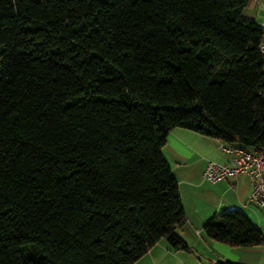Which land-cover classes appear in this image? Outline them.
I'll use <instances>...</instances> for the list:
<instances>
[{
    "label": "trees",
    "instance_id": "1",
    "mask_svg": "<svg viewBox=\"0 0 264 264\" xmlns=\"http://www.w3.org/2000/svg\"><path fill=\"white\" fill-rule=\"evenodd\" d=\"M249 1L0 0V264H133L160 239L186 248L161 152L171 129L264 149ZM203 232L264 243L236 209Z\"/></svg>",
    "mask_w": 264,
    "mask_h": 264
},
{
    "label": "crops",
    "instance_id": "2",
    "mask_svg": "<svg viewBox=\"0 0 264 264\" xmlns=\"http://www.w3.org/2000/svg\"><path fill=\"white\" fill-rule=\"evenodd\" d=\"M245 12L264 22V0H250ZM222 143L185 128H173L168 133L161 152L178 183L184 221L175 233L186 248L172 249L160 239L133 264H264V243L257 247L231 246L203 232V224L212 215L236 209L264 235V208L251 200V185L245 176L216 182L203 178L208 162L228 163L229 156L220 149Z\"/></svg>",
    "mask_w": 264,
    "mask_h": 264
},
{
    "label": "built area",
    "instance_id": "3",
    "mask_svg": "<svg viewBox=\"0 0 264 264\" xmlns=\"http://www.w3.org/2000/svg\"><path fill=\"white\" fill-rule=\"evenodd\" d=\"M262 29L259 45L264 69V22H257ZM220 149L229 156L226 164L213 161L207 163L203 170V178L208 182L245 176L251 185V200L264 208V149L260 147L246 148L222 143Z\"/></svg>",
    "mask_w": 264,
    "mask_h": 264
}]
</instances>
